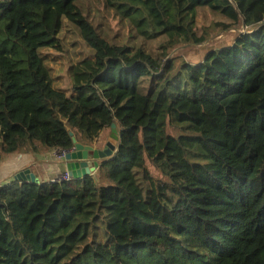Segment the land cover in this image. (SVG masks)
Masks as SVG:
<instances>
[{"label": "trees", "instance_id": "16d2710c", "mask_svg": "<svg viewBox=\"0 0 264 264\" xmlns=\"http://www.w3.org/2000/svg\"><path fill=\"white\" fill-rule=\"evenodd\" d=\"M99 5L0 0V164L113 124L120 137L97 177L0 187V264H264V0ZM65 22L93 50L75 55L71 96L49 71ZM233 30L199 64L170 57Z\"/></svg>", "mask_w": 264, "mask_h": 264}, {"label": "rangeland", "instance_id": "374dc122", "mask_svg": "<svg viewBox=\"0 0 264 264\" xmlns=\"http://www.w3.org/2000/svg\"><path fill=\"white\" fill-rule=\"evenodd\" d=\"M99 2L100 0H96L97 3L96 9L98 12L100 10ZM64 31H65V35H63L62 38L65 39V43H68L66 44V53H62L65 55L60 56V58L55 63H52L53 70L50 69L49 71H50V76L53 79L54 88L65 89L67 91L66 93L68 94V96H71L72 76L70 74L71 71L70 66L75 64V61L77 60V57L75 55H77L79 51H86L87 54H91L93 50L86 47L85 44L82 42V40H80L81 38H79L80 36L77 29L70 22L64 23V27L61 30L60 35L63 34ZM106 31L110 38L115 37L117 32L124 39L128 38L127 32L124 29H120V27L117 25H110L109 27H106ZM237 34H239L237 30H233L232 32L230 31L229 34L220 32L216 35V37L212 38L211 40L207 41L205 44L202 45H191V44L177 45L172 51V53H170V57L177 60L178 67H180L181 63H183L184 61L193 65L199 64L205 52H207L211 48H220L230 45ZM75 40H77L79 45L70 47V44L73 43V41ZM67 55L71 56L73 60H69ZM81 57H82L81 55L78 56L79 59ZM143 84L145 86L144 91H148L149 82L147 81ZM205 114H206V119L211 126L215 128L220 127L219 117L214 110L207 109ZM107 136H108V132L104 131L102 134L103 137L102 140L106 141L107 138L105 137ZM54 154H55V150H54ZM156 174L159 176L158 173Z\"/></svg>", "mask_w": 264, "mask_h": 264}, {"label": "crops", "instance_id": "0c3cea01", "mask_svg": "<svg viewBox=\"0 0 264 264\" xmlns=\"http://www.w3.org/2000/svg\"><path fill=\"white\" fill-rule=\"evenodd\" d=\"M105 132H108V136L105 137L107 140L103 141L101 136L98 143L100 147H104L109 143L110 131ZM26 169H30L32 174L39 179V184H48L64 173L69 172L66 159H58L54 154V149H47L36 143L29 150L8 155L3 159L0 164V186L15 182L14 176ZM90 175L99 176V170Z\"/></svg>", "mask_w": 264, "mask_h": 264}, {"label": "water", "instance_id": "95a60500", "mask_svg": "<svg viewBox=\"0 0 264 264\" xmlns=\"http://www.w3.org/2000/svg\"><path fill=\"white\" fill-rule=\"evenodd\" d=\"M262 25L254 28L257 31ZM235 32V31H234ZM238 33H244V30H237ZM120 139L118 135L117 125L113 124L112 134L106 146L100 147L98 145L99 139L83 144L77 138H73L76 147L70 151L65 159L67 162V169L73 175L75 180L82 179L90 174L95 173L100 169L103 162L109 160L116 151L117 141ZM15 182L39 184V179L32 174L30 169H26L14 176Z\"/></svg>", "mask_w": 264, "mask_h": 264}, {"label": "built area", "instance_id": "2783aa9c", "mask_svg": "<svg viewBox=\"0 0 264 264\" xmlns=\"http://www.w3.org/2000/svg\"><path fill=\"white\" fill-rule=\"evenodd\" d=\"M179 133V132H178ZM75 149V148H74ZM72 149V150H74ZM70 150V151H72ZM67 150H61V149H55V156L60 159L63 160L65 159L66 155L70 152ZM74 180L73 175L70 172H66L63 175H61L60 177L52 180L50 183L51 184H58V183H62V182H72ZM1 187V186H0Z\"/></svg>", "mask_w": 264, "mask_h": 264}, {"label": "clouds", "instance_id": "9594fccd", "mask_svg": "<svg viewBox=\"0 0 264 264\" xmlns=\"http://www.w3.org/2000/svg\"><path fill=\"white\" fill-rule=\"evenodd\" d=\"M55 150V149H54Z\"/></svg>", "mask_w": 264, "mask_h": 264}]
</instances>
